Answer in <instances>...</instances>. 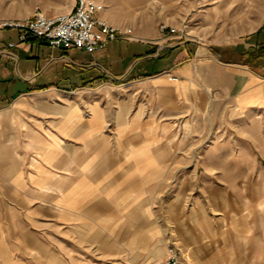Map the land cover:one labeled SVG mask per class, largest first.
Masks as SVG:
<instances>
[{"label":"crops","instance_id":"1","mask_svg":"<svg viewBox=\"0 0 264 264\" xmlns=\"http://www.w3.org/2000/svg\"><path fill=\"white\" fill-rule=\"evenodd\" d=\"M124 10L117 2L98 16L135 38L95 53L0 29V264H164L150 180L186 174L154 150L162 126L233 109L230 119L259 123L264 26L220 50L162 46L156 30H140L141 16L120 17ZM77 51L88 59H74ZM161 57L165 66H150ZM174 222L183 264L224 259L222 247L213 257L206 243L183 237L181 218Z\"/></svg>","mask_w":264,"mask_h":264},{"label":"rangeland","instance_id":"2","mask_svg":"<svg viewBox=\"0 0 264 264\" xmlns=\"http://www.w3.org/2000/svg\"><path fill=\"white\" fill-rule=\"evenodd\" d=\"M98 1L106 7L120 2L128 10L118 15L141 16L144 24L140 30L150 34L156 30L157 40L160 23L176 28L175 35L161 38L162 46L186 41L194 49L220 50L264 26V0ZM71 2L0 0V14L22 17L37 9L56 14L69 11ZM71 56L80 61L89 57L80 51L71 52ZM151 60L150 66L161 60L163 67L167 62L164 57ZM199 112L193 121L177 120L159 132L161 147L154 150L159 149L161 158L171 160L186 177L150 180L154 189L148 206L151 224L161 225L160 237L167 250L174 245L176 216L181 218L183 237L206 243L215 258L220 257L222 247L224 259L214 264H264V107L258 125L250 128L249 120L230 119L238 114L235 109L230 117L219 118ZM151 138L158 140L155 131ZM190 171H194L192 177H188ZM209 172L213 176L206 178Z\"/></svg>","mask_w":264,"mask_h":264},{"label":"built area","instance_id":"3","mask_svg":"<svg viewBox=\"0 0 264 264\" xmlns=\"http://www.w3.org/2000/svg\"><path fill=\"white\" fill-rule=\"evenodd\" d=\"M104 10L105 5L97 0H75L69 11L55 15L37 9L32 15L1 19L0 29L19 30L22 40L43 38L53 48H82L91 53L105 49L112 41L135 38L132 28L114 26L98 16ZM158 29L160 40L177 32L168 24L160 23ZM164 264H183L178 247L169 246Z\"/></svg>","mask_w":264,"mask_h":264},{"label":"trees","instance_id":"4","mask_svg":"<svg viewBox=\"0 0 264 264\" xmlns=\"http://www.w3.org/2000/svg\"><path fill=\"white\" fill-rule=\"evenodd\" d=\"M261 55L264 56V44L261 46Z\"/></svg>","mask_w":264,"mask_h":264}]
</instances>
